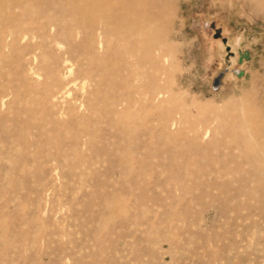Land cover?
Listing matches in <instances>:
<instances>
[{
    "label": "rangeland",
    "instance_id": "1",
    "mask_svg": "<svg viewBox=\"0 0 264 264\" xmlns=\"http://www.w3.org/2000/svg\"><path fill=\"white\" fill-rule=\"evenodd\" d=\"M172 14L174 48L156 53L168 55L161 63L170 65L183 108L169 110L167 95L157 99L174 113L170 130L182 131L168 140L181 159L168 164L160 154L143 165L132 161L124 173L118 152L134 148L137 136L148 149L134 151L165 150L143 132L153 128L164 141L157 118L128 122L119 147L124 135L107 106L120 91H96L98 77H83L84 55L52 38L58 28L36 4L0 0V33L7 25L20 30L0 51V264H264V153L255 159L260 180L252 179L215 118L235 108L225 126L239 124L234 139L242 130L264 150V12L251 0H178ZM93 38L92 50L107 55L101 35ZM84 40L77 35L73 43L90 36ZM114 55L105 61L109 69L121 66ZM183 110L185 124L177 122Z\"/></svg>",
    "mask_w": 264,
    "mask_h": 264
},
{
    "label": "bare ground",
    "instance_id": "2",
    "mask_svg": "<svg viewBox=\"0 0 264 264\" xmlns=\"http://www.w3.org/2000/svg\"><path fill=\"white\" fill-rule=\"evenodd\" d=\"M10 1H24L27 4L29 3L30 6L37 5L40 15H42L47 22L53 23L58 28V30L52 34V38L58 42L63 40L62 42L71 44V54L79 52L81 55H84L83 63L86 65L87 71L84 73L83 77L89 78L91 72L98 77L96 90L98 93H102L105 97H108L107 94L110 90L117 89L120 91L119 93L122 97L119 99L112 97L107 106V111L109 113H114L111 120L119 126L124 135L119 142V147L126 144L125 142L128 139L126 137V134H128V122L132 120L138 122L137 120L148 116L152 119L157 118L160 132L164 133L165 140H162L161 135L154 134L152 131L153 128L146 126L143 132H146L145 134H147L153 145H160L164 147L165 150L161 151L153 148L142 152V149L140 151L138 149L137 151L141 152V155L136 156L135 153L137 151L133 149L137 148V146L141 145L143 149H148L144 144L142 145L139 140L140 136H137L138 140L136 139V146L134 148H132V145L126 144L125 150H120L118 152L119 164L124 173L130 172L132 161L137 162L139 165H143L148 157H158L157 155L160 154L168 155V158L164 159L168 164L174 165L180 162V150L177 151L174 147H170L168 140L174 139L179 135V132L182 131L180 129L179 132L170 130V125L173 126V123H175L174 118H172L174 113H165L166 109L163 110L157 98L167 95L163 101L166 102L168 109L172 110L180 107L183 108V105H179L176 100L179 95L183 96V94H179L174 87L170 65H164L163 63L164 60L166 61V58H168V55L156 53V51H164V53L166 51L169 54L174 48L173 45L168 42V36L170 34L169 26L173 15L172 13L178 0H54L55 4H52L53 2L51 3L50 0H48L46 4L42 3L40 5L38 3H40L41 0ZM251 2L255 10L264 12V0H251ZM38 6H41V8ZM56 6L58 8H56ZM52 8L55 9L52 10ZM53 13H58L67 17L70 23L66 21V19H63V16L56 18ZM15 31L17 30H10L9 25H7L4 33H0V51L5 47L10 48L15 44L13 42L20 36V30L17 32ZM63 31H65V34L62 33ZM94 34L101 35L105 40L104 45L106 51H108L107 55L98 54L94 49L92 50L91 46H93L92 43L95 42V40L93 41L91 38H93ZM6 35L11 38L8 43L6 39L3 40L2 38H5ZM77 35L83 37V40L90 36L91 41L89 40V43L86 42L83 45H81L83 42L80 44L73 43L74 37H77ZM41 41L43 44H46L48 39L44 37L41 38ZM114 41L116 45L110 43H114ZM111 54L116 56L121 62L119 68L116 67L115 64L112 69L105 66V61L111 60ZM161 61L163 62L161 63ZM146 65L150 70L144 68ZM116 76L121 77L119 82H116ZM163 76L167 80L164 82H167V88L159 82ZM143 95L150 96V100L145 105L142 104L141 99L137 98ZM123 101V107L118 109V103ZM136 104H138L139 107L138 111L133 110ZM234 110L235 108H229V110L224 113H217L215 118L221 121V129L225 130L224 132L230 133L226 144L236 145L243 154L244 160L250 166L251 178L260 180L254 169L255 166H257L255 159L259 153H264V150L259 142L251 143L249 140L245 139L244 135L248 133H243L244 131L242 130L240 132L242 139L239 141L236 140V138L234 139L233 135L239 132L241 126L239 124H231L226 127L223 120L231 115H235ZM245 113H250V110L246 109ZM186 114L187 113H184L183 110L177 122L185 124V121H187ZM249 119L250 114H246L245 121ZM199 122L206 123L207 121L203 120ZM256 131L257 130L254 131V135L259 138L256 135ZM209 148L210 147L206 145L202 149V152L200 151L202 159L206 163L205 167H209L211 163H213L209 157ZM259 190L263 191V188ZM110 204L111 202L109 199L104 200L107 211L110 208Z\"/></svg>",
    "mask_w": 264,
    "mask_h": 264
},
{
    "label": "water",
    "instance_id": "3",
    "mask_svg": "<svg viewBox=\"0 0 264 264\" xmlns=\"http://www.w3.org/2000/svg\"><path fill=\"white\" fill-rule=\"evenodd\" d=\"M221 75H222V73L220 75H218L217 77H215V79L213 81V85H212L213 88H216L220 84Z\"/></svg>",
    "mask_w": 264,
    "mask_h": 264
}]
</instances>
